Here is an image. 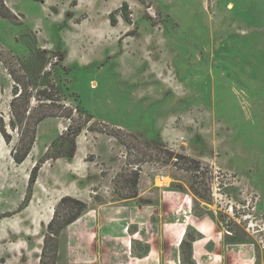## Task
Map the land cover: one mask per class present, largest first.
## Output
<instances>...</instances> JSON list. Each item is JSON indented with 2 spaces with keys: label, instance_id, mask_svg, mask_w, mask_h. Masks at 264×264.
I'll use <instances>...</instances> for the list:
<instances>
[{
  "label": "rangeland",
  "instance_id": "1",
  "mask_svg": "<svg viewBox=\"0 0 264 264\" xmlns=\"http://www.w3.org/2000/svg\"><path fill=\"white\" fill-rule=\"evenodd\" d=\"M0 118L13 137L0 132V264H40L64 196L87 207L56 264H121L125 247L98 226L141 171L190 189L264 264V0H0ZM22 119L36 141L16 163Z\"/></svg>",
  "mask_w": 264,
  "mask_h": 264
},
{
  "label": "crops",
  "instance_id": "2",
  "mask_svg": "<svg viewBox=\"0 0 264 264\" xmlns=\"http://www.w3.org/2000/svg\"><path fill=\"white\" fill-rule=\"evenodd\" d=\"M137 191L119 210L103 214L98 226L99 237L125 247L121 264H178L186 247L195 264H255L239 254L246 243L222 236L212 213L197 212L190 189L159 185L155 174L141 171ZM141 196L154 203L139 205L135 200ZM147 221L152 230L145 227Z\"/></svg>",
  "mask_w": 264,
  "mask_h": 264
},
{
  "label": "trees",
  "instance_id": "3",
  "mask_svg": "<svg viewBox=\"0 0 264 264\" xmlns=\"http://www.w3.org/2000/svg\"><path fill=\"white\" fill-rule=\"evenodd\" d=\"M125 6L128 7V4L125 3ZM111 19H112V22H115L113 13H112ZM37 54L38 56L41 55L39 53V49L37 50ZM15 94H16V97L12 101L13 106H15L16 102L21 100L25 96L24 91L22 89H21V92H18L16 89ZM49 99L51 98L49 97ZM27 111L31 112V109L27 108ZM43 117H45V115ZM23 125H24V119H22L20 125H16L14 121L11 122L12 127L20 128L18 129L20 136L17 139V142L12 146V151H11L12 157L16 163H22L26 160V158L29 156L30 152L32 151L35 141H36V129L34 128V126L32 127L31 131H25L24 128H21V126ZM82 129L83 128L79 126L75 128L74 132L76 134H79L82 131ZM0 132L8 144H11L13 142V137L6 130V125L4 124V121L2 118H0ZM76 150H77V142H76V139H73L72 145L65 153V156L74 157L76 154ZM169 153L171 156L175 155V152L173 151H170ZM179 156L182 158L188 157V156L180 155V154ZM180 157H178V159ZM39 169H40V164L37 163L33 167L32 173L30 175V186L36 182ZM138 181H139V174H136L135 179H134L135 187H137ZM136 196H138L137 190L135 191L134 195L131 197H136ZM140 201L143 204L150 203V200H146V199H140ZM86 207H87V203L81 199H78L72 196H64L61 198V200L59 201V203L57 204L55 208L54 216L49 222L48 227H47V231L44 237L42 255L40 257V264H56V261H57L56 252L59 246V235L61 231L64 228H66L68 225L76 221L82 215ZM49 249L50 250L52 249V251L55 250V254L53 253L50 255L49 252L51 251H49Z\"/></svg>",
  "mask_w": 264,
  "mask_h": 264
},
{
  "label": "built area",
  "instance_id": "4",
  "mask_svg": "<svg viewBox=\"0 0 264 264\" xmlns=\"http://www.w3.org/2000/svg\"><path fill=\"white\" fill-rule=\"evenodd\" d=\"M232 208V207H231ZM233 209V208H232Z\"/></svg>",
  "mask_w": 264,
  "mask_h": 264
}]
</instances>
